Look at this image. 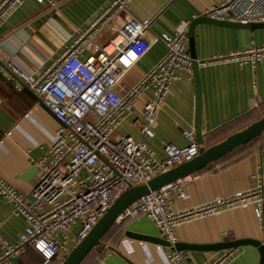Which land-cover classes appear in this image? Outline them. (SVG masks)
Listing matches in <instances>:
<instances>
[{
    "label": "built area",
    "instance_id": "obj_1",
    "mask_svg": "<svg viewBox=\"0 0 264 264\" xmlns=\"http://www.w3.org/2000/svg\"><path fill=\"white\" fill-rule=\"evenodd\" d=\"M24 1L0 0V24ZM34 1L55 6L54 0ZM130 1L110 0L37 77L27 76L11 64H0V77L11 80L18 91L26 88L32 92L58 123L55 141L45 157L35 163L38 176L29 194L18 191L0 176V197L11 207L12 216L22 217L25 222L15 243L0 236L1 262L20 256L30 247L42 258V264H48L68 251L69 243H80L129 186L146 183L198 155L199 145L191 132L182 134L187 142L184 147L164 143L161 159L142 139L116 132L146 97L140 118L134 119L133 125L141 136L153 138L156 113L165 97L174 84L193 80L192 59L187 52L190 21L179 22L171 36L163 34L150 42L144 38L150 20L121 16ZM204 15L231 23H264V0H221ZM106 30L112 38L104 45H94ZM158 43L165 53L130 85L128 74ZM263 58L264 46H254L211 62L255 68ZM255 177L259 178L257 174ZM196 179L197 174L189 175L150 192L126 208L116 223L148 219L171 245L167 264H185L188 257V251L175 248V227L187 218L218 215L222 206L252 207L264 233V191L260 181L252 189L213 204L172 212L170 198H184L187 185ZM235 257V249H225L210 264H226Z\"/></svg>",
    "mask_w": 264,
    "mask_h": 264
},
{
    "label": "crops",
    "instance_id": "obj_2",
    "mask_svg": "<svg viewBox=\"0 0 264 264\" xmlns=\"http://www.w3.org/2000/svg\"><path fill=\"white\" fill-rule=\"evenodd\" d=\"M110 0H54L38 4L25 0L23 5L0 24V64H11L27 76L37 77L59 55L80 30L98 16ZM221 0H131L121 14L125 19L150 20L144 34L147 41L163 34L171 36L181 21L205 16V11ZM189 31V28H188ZM109 30L94 41L104 45L111 38ZM194 53L200 81V127L204 144L214 145L264 116V58L255 66H240L234 62L213 63L216 58L249 47L264 46V29H236L214 24H198L194 28ZM187 52L190 55L189 43ZM165 53L162 44H154L149 53L128 74L134 84ZM146 97L117 129V134L142 139L155 153L163 157V144L184 147L183 132L194 134V81L174 84L156 113L154 137L140 135L133 125L140 118ZM58 123L38 104L28 89H15L14 83L0 77V176L23 194H29L36 184V162L45 157L55 141ZM195 135V134H194ZM25 175L24 178L23 175ZM255 174L259 178L255 177ZM258 179V180H257ZM260 181L264 191V133L244 147L197 173V179L185 189V197L170 198L172 212L195 210L202 205L252 189ZM218 215L191 217L175 227L178 243L186 246H211L236 240H257L264 244V233L250 206L226 209ZM22 217L11 215V207L0 197V236L13 244L23 232ZM151 229V230H150ZM126 231L160 237L146 218L123 222L111 243L94 248L81 264H167L170 248L127 238ZM72 235V233L70 234ZM68 246V245H67ZM112 248V249H110ZM185 264H210L221 251L186 250ZM236 257L226 264H259L260 254L253 246L235 249ZM0 246V258L2 256ZM69 252H61L50 264H60ZM42 258L30 247L20 256L10 257L0 264H42Z\"/></svg>",
    "mask_w": 264,
    "mask_h": 264
},
{
    "label": "water",
    "instance_id": "obj_3",
    "mask_svg": "<svg viewBox=\"0 0 264 264\" xmlns=\"http://www.w3.org/2000/svg\"><path fill=\"white\" fill-rule=\"evenodd\" d=\"M214 24L217 26H224L236 29H264V23H251L240 24L231 23L227 21H218L210 19L206 16H201L193 19L189 25L188 37H189V50L190 57L192 59L193 69V81L195 86V120H194V134L196 142L199 145L198 155L189 162H185L178 165L171 170L162 173L146 183L129 186L124 190L106 210L103 216L99 219L97 224L92 228L88 235L73 249L64 256L63 261L60 264H81V262L88 256V254L97 246L103 245L101 239L107 233V231L116 223L118 217L122 212L131 206L134 202L156 191L164 186L174 183L180 179H183L189 175L197 174L199 171L204 170L209 165L219 161L228 154L232 153L236 149L248 144L254 139L260 137L264 133V116L248 125L244 129L231 134L224 140L210 147H205L203 136L201 134L200 127V112H201V99H200V81L198 66L199 62L196 60L194 53V28L198 24ZM23 175L25 177L29 172ZM124 235L133 240L148 242L163 247H171V245L163 237H151L135 232L126 231ZM241 246H253L260 254L259 264H264V244L257 240H236L232 242L218 243L211 246H186L181 243H177L175 248L182 250H198V251H222L225 249H236ZM112 249V248H110ZM129 264H133L128 261Z\"/></svg>",
    "mask_w": 264,
    "mask_h": 264
},
{
    "label": "rangeland",
    "instance_id": "obj_4",
    "mask_svg": "<svg viewBox=\"0 0 264 264\" xmlns=\"http://www.w3.org/2000/svg\"><path fill=\"white\" fill-rule=\"evenodd\" d=\"M142 218V217H141ZM123 223H121V224H117V223H115L110 229H109V231L103 236V238L101 239V242H102V244H106V243H111V239H112V236H113V234L114 233H117V231L119 230V228L121 227V225H122ZM151 230V229H150ZM74 246H76V245H73V244H71V243H69L68 244V246H67V248L69 249V250H71V249H73L74 248Z\"/></svg>",
    "mask_w": 264,
    "mask_h": 264
},
{
    "label": "trees",
    "instance_id": "obj_5",
    "mask_svg": "<svg viewBox=\"0 0 264 264\" xmlns=\"http://www.w3.org/2000/svg\"><path fill=\"white\" fill-rule=\"evenodd\" d=\"M204 145H205V147H210V146H212V144H211V145L209 144V146H207L206 144H204ZM246 145H247V144H246ZM244 146H245V145H244ZM244 146H242V147H244ZM242 147H240V148H242ZM240 148H238V149H240ZM238 149H236L235 151H237ZM235 151H233V152H235ZM228 155H229V154H228ZM225 157H226V156H225ZM222 159H223V158H222ZM220 160H221V159H220ZM215 163H216V162H215ZM213 164H214V163H213ZM211 165H212V164H211ZM209 166H210V165H209ZM205 169H206V168H205ZM205 169H204V170H205ZM204 170H201V171H199L198 173H200V172H202V171H204ZM108 231H109V230H108ZM108 231H107V232H108ZM97 247H98V246H97ZM97 247H95V248H97ZM53 261H54V260H53ZM53 261L49 262L48 264L52 263Z\"/></svg>",
    "mask_w": 264,
    "mask_h": 264
}]
</instances>
